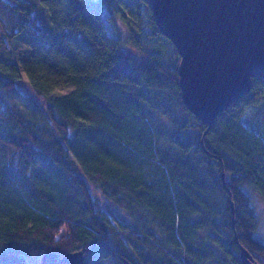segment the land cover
<instances>
[{"label": "trees", "instance_id": "obj_1", "mask_svg": "<svg viewBox=\"0 0 264 264\" xmlns=\"http://www.w3.org/2000/svg\"><path fill=\"white\" fill-rule=\"evenodd\" d=\"M47 23L51 41L10 47ZM157 35L149 0H0L1 251L242 264V244L264 264L253 200L264 201V139L243 121L264 78L208 128L183 102L179 52L165 35L170 53L150 44Z\"/></svg>", "mask_w": 264, "mask_h": 264}, {"label": "water", "instance_id": "obj_2", "mask_svg": "<svg viewBox=\"0 0 264 264\" xmlns=\"http://www.w3.org/2000/svg\"><path fill=\"white\" fill-rule=\"evenodd\" d=\"M149 1L160 32L180 54L183 102L210 128L220 112L250 92L254 76L264 78V0ZM240 258L242 264H258L242 244ZM83 262L84 249L46 252L37 263L0 250V264Z\"/></svg>", "mask_w": 264, "mask_h": 264}, {"label": "rangeland", "instance_id": "obj_3", "mask_svg": "<svg viewBox=\"0 0 264 264\" xmlns=\"http://www.w3.org/2000/svg\"><path fill=\"white\" fill-rule=\"evenodd\" d=\"M62 10H58V14H61ZM30 21V18H27ZM128 21L131 24V27H134L136 30V25L132 17L129 15L127 17ZM117 26L119 31L127 36L130 34V27L127 25L125 21L121 19L118 20ZM6 36V34H4ZM54 38V30L51 26V23H47L43 28H30L26 27L22 31L14 34L9 41V45L11 48H19L21 51L23 48L29 49L35 44L41 43L42 41H51ZM149 43L157 47L158 49L163 50L166 53L171 52V48H173V44L169 43L167 38L163 35H157L153 38L148 39ZM24 54V53H23ZM16 56V55H15ZM23 88L27 90V87L23 85ZM74 89L72 85L60 86L55 89L53 95H63L67 94ZM263 108H264V95L258 98V101L255 104H250L247 106L246 111L243 115V121L246 123L248 127L253 128L259 135L263 136L264 139V119H263ZM95 196L102 202V204H107L108 200L105 199L100 191L94 186H91ZM254 207L256 213L259 216V227L258 231L264 237V201L258 193H253ZM258 264H261L258 262Z\"/></svg>", "mask_w": 264, "mask_h": 264}]
</instances>
